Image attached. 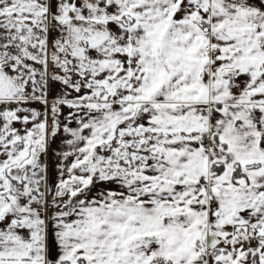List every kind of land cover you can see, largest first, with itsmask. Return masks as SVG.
I'll return each instance as SVG.
<instances>
[{"label":"snow or ice","instance_id":"1","mask_svg":"<svg viewBox=\"0 0 264 264\" xmlns=\"http://www.w3.org/2000/svg\"><path fill=\"white\" fill-rule=\"evenodd\" d=\"M0 264H264V0H0Z\"/></svg>","mask_w":264,"mask_h":264}]
</instances>
